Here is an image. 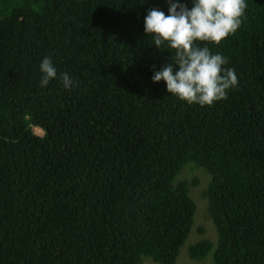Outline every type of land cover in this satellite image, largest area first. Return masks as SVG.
<instances>
[{
	"label": "trees",
	"instance_id": "1",
	"mask_svg": "<svg viewBox=\"0 0 264 264\" xmlns=\"http://www.w3.org/2000/svg\"><path fill=\"white\" fill-rule=\"evenodd\" d=\"M245 2L234 34L195 42L238 77L201 106L151 79L175 50L144 17L169 0H0V264H174L197 168L218 239L189 258L264 264V0ZM44 58L57 77L42 88Z\"/></svg>",
	"mask_w": 264,
	"mask_h": 264
},
{
	"label": "clouds",
	"instance_id": "2",
	"mask_svg": "<svg viewBox=\"0 0 264 264\" xmlns=\"http://www.w3.org/2000/svg\"><path fill=\"white\" fill-rule=\"evenodd\" d=\"M246 8L245 0H192L189 10L178 0H169L167 15L156 8L150 9L144 17L145 34L153 35L156 48L166 43L175 50L170 63L153 73L152 81H164L169 94L188 104L211 106L226 99L228 90L238 84L235 70L224 67L227 58L213 54L207 46H196L195 42L218 45L241 26ZM39 69L42 88L57 77L50 58H44ZM60 79L63 87L71 90L74 85L71 76L61 73Z\"/></svg>",
	"mask_w": 264,
	"mask_h": 264
},
{
	"label": "rangeland",
	"instance_id": "3",
	"mask_svg": "<svg viewBox=\"0 0 264 264\" xmlns=\"http://www.w3.org/2000/svg\"><path fill=\"white\" fill-rule=\"evenodd\" d=\"M8 11H5V14ZM38 135H41L42 131L38 127L34 128ZM188 169L184 170L182 174ZM201 177V182L198 185L191 186L189 194L193 201L195 200V213L192 219V223L189 228V232L179 248L177 257L174 264H213L212 260V249L206 253V255L201 259H191L187 255V248L189 245L199 241L200 239H207L211 242L213 247L216 246L218 236L212 225V222L206 212V198L201 196V190H204L207 186V174L202 169L197 168L194 171ZM138 264H161L159 262L153 261L150 257L141 255Z\"/></svg>",
	"mask_w": 264,
	"mask_h": 264
}]
</instances>
